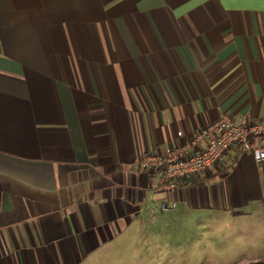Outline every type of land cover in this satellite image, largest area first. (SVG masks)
I'll use <instances>...</instances> for the list:
<instances>
[{
  "label": "crops",
  "instance_id": "1",
  "mask_svg": "<svg viewBox=\"0 0 264 264\" xmlns=\"http://www.w3.org/2000/svg\"><path fill=\"white\" fill-rule=\"evenodd\" d=\"M263 114L264 0H0V264H264L252 154L140 166Z\"/></svg>",
  "mask_w": 264,
  "mask_h": 264
},
{
  "label": "built area",
  "instance_id": "2",
  "mask_svg": "<svg viewBox=\"0 0 264 264\" xmlns=\"http://www.w3.org/2000/svg\"><path fill=\"white\" fill-rule=\"evenodd\" d=\"M234 146L241 153L252 154L264 166V114L254 123L222 115L176 148L144 155L140 166L150 176L149 195L172 190L177 180L198 176L217 164Z\"/></svg>",
  "mask_w": 264,
  "mask_h": 264
},
{
  "label": "rangeland",
  "instance_id": "3",
  "mask_svg": "<svg viewBox=\"0 0 264 264\" xmlns=\"http://www.w3.org/2000/svg\"><path fill=\"white\" fill-rule=\"evenodd\" d=\"M194 254H197V253H194ZM182 252H176L174 258H172L171 260L169 259L168 261L171 262V264H181L182 262ZM162 260L160 259V262ZM192 261H195V262H198L200 261L201 263L200 264H214L213 262H215L214 258H204V259H195V260H192Z\"/></svg>",
  "mask_w": 264,
  "mask_h": 264
}]
</instances>
